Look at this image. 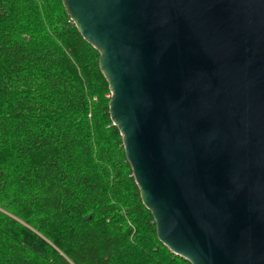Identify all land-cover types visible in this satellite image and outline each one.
<instances>
[{
    "label": "water",
    "instance_id": "obj_1",
    "mask_svg": "<svg viewBox=\"0 0 264 264\" xmlns=\"http://www.w3.org/2000/svg\"><path fill=\"white\" fill-rule=\"evenodd\" d=\"M158 238L191 264H264V0H62Z\"/></svg>",
    "mask_w": 264,
    "mask_h": 264
},
{
    "label": "trees",
    "instance_id": "obj_2",
    "mask_svg": "<svg viewBox=\"0 0 264 264\" xmlns=\"http://www.w3.org/2000/svg\"><path fill=\"white\" fill-rule=\"evenodd\" d=\"M62 0H0V264H191L158 238Z\"/></svg>",
    "mask_w": 264,
    "mask_h": 264
}]
</instances>
